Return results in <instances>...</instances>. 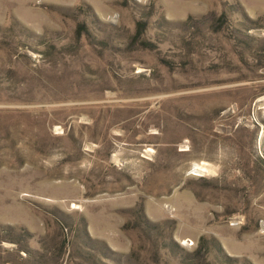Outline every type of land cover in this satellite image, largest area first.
Segmentation results:
<instances>
[{"label": "rangeland", "instance_id": "obj_1", "mask_svg": "<svg viewBox=\"0 0 264 264\" xmlns=\"http://www.w3.org/2000/svg\"><path fill=\"white\" fill-rule=\"evenodd\" d=\"M0 264H264V0H0Z\"/></svg>", "mask_w": 264, "mask_h": 264}, {"label": "bare ground", "instance_id": "obj_2", "mask_svg": "<svg viewBox=\"0 0 264 264\" xmlns=\"http://www.w3.org/2000/svg\"><path fill=\"white\" fill-rule=\"evenodd\" d=\"M201 167H202V166H201ZM201 167H200V168H201ZM200 168L198 167V168H195L194 170H196L197 172H198V171L200 172V171L202 170V169H200ZM204 170H205V169H204ZM202 171H203V170H202ZM199 174H200V173H199Z\"/></svg>", "mask_w": 264, "mask_h": 264}]
</instances>
